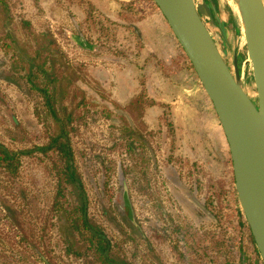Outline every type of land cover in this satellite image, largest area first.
Returning a JSON list of instances; mask_svg holds the SVG:
<instances>
[{
	"label": "rangeland",
	"instance_id": "1",
	"mask_svg": "<svg viewBox=\"0 0 264 264\" xmlns=\"http://www.w3.org/2000/svg\"><path fill=\"white\" fill-rule=\"evenodd\" d=\"M87 1L76 0L69 4L66 0H12V7L16 20H29L38 32H47L56 38L69 63L80 71V75L77 74L81 80L77 85L87 91L91 101L86 102L99 103L98 108L89 104L90 113L76 117L66 129L79 179L89 196L92 223L103 227L114 245L112 251L117 252L116 258L128 264H225L230 258V248L233 249L229 238L240 239L242 234L246 251L252 256L253 248L247 244L248 230L246 226L240 227V223L246 220L239 212L231 154L219 119L216 133L207 117V107L197 95L194 94V100L191 94L188 101H180L183 87L173 81L168 84L162 78L167 71L181 76V61L171 55L170 63H166L162 59L163 52L158 54L160 56L150 55L144 51L146 45L135 35L132 25L144 19L140 16L149 2L158 16L162 15L161 12L152 0H133L135 5L124 7L121 13L116 8H107L105 0H92L102 13L92 18L91 26L89 19L85 20V15L91 12L84 9L85 6L88 8ZM195 1L196 4L206 1L216 4L218 26L211 25L216 39L227 46L230 65L233 66L234 58H238L247 91L252 97L256 96L236 5L232 0ZM148 22L153 25L148 29L154 30L153 20L148 19ZM66 30L83 34L82 38L93 45L92 51L71 41ZM163 41L160 33L155 42L160 45ZM165 53L169 58L166 49ZM183 53L180 47L181 57ZM1 58L7 61L5 51L0 48ZM2 69L5 67L0 71ZM192 72L197 87L188 88H199L201 94L206 95L194 70ZM103 80L109 82V89L101 88L98 82ZM133 97L136 100L144 98L140 108L145 105L141 111L147 115L145 136L153 144L156 156L151 165L143 163L138 169L136 155L128 147L132 139L125 135L130 128L143 132L140 123L130 124L131 116L138 119L136 114H141L133 104L129 107L131 102L134 103L130 101ZM76 102L84 107L85 101H75L73 105ZM122 115L127 120H123ZM48 122L35 96L0 77V143L13 152H31L19 156L17 176H13V171L0 168V264H91V259L94 264H102L92 256V250L82 246L88 238L84 232L78 235V239H84L80 242L82 249L75 248L82 256L69 255L66 251L59 227L60 217L53 212L62 161L52 152L45 154L36 150L49 144L51 130L47 127ZM53 128L56 130L55 125ZM210 148L214 151L213 157L209 154ZM144 154L143 160L150 156L147 151ZM184 160L188 165L191 162L198 164L201 169V174H197L202 180V189L197 192L199 199L205 198L209 181L217 183L219 202L223 206L217 224L200 210L188 209L184 200L188 197L178 185L180 162ZM185 172L190 184L195 175H189V167ZM124 180L139 229L130 228L126 219L118 223L120 230L109 221V217L102 216L105 206H111L113 201L121 198L120 187L123 188L121 183ZM232 185L233 193L230 191L226 196L225 188L231 190ZM71 196L68 195L70 211L75 204ZM166 211L181 224L194 227L197 233L189 230L185 234L172 233L170 228L168 233L164 232L165 226L171 225ZM206 230L214 232L217 239L212 241L211 233H204ZM175 244L177 249L172 248ZM89 245L95 249L97 243H90L87 247ZM234 251L237 253L238 248ZM253 259L256 264H261L254 255ZM245 264L251 263L247 261Z\"/></svg>",
	"mask_w": 264,
	"mask_h": 264
},
{
	"label": "water",
	"instance_id": "2",
	"mask_svg": "<svg viewBox=\"0 0 264 264\" xmlns=\"http://www.w3.org/2000/svg\"><path fill=\"white\" fill-rule=\"evenodd\" d=\"M152 1L214 107L229 146L239 205L264 264V0H234L252 68L253 97L247 91L238 58L230 65L227 46L218 42L204 22L212 15L207 3Z\"/></svg>",
	"mask_w": 264,
	"mask_h": 264
},
{
	"label": "trees",
	"instance_id": "3",
	"mask_svg": "<svg viewBox=\"0 0 264 264\" xmlns=\"http://www.w3.org/2000/svg\"><path fill=\"white\" fill-rule=\"evenodd\" d=\"M11 2L12 0H0V48L5 51L7 56V61L0 59V68L5 67L0 71V77L35 96L39 109L45 112V119L49 120L47 123V127L51 130L48 138L49 144L37 150L45 154L59 152L58 159L66 165L61 170H58V166L55 167L58 170V176H61V178L59 179L53 212L57 211L60 217L59 227L68 254L82 256L75 251V248L78 247L81 250L84 246L87 248L86 250H92L94 252L92 256H96L95 258L101 261L102 264H110L104 255L100 253L102 248L100 240L96 241L97 245L94 249L92 245L87 247L90 243L94 244L93 239H91L92 242L89 240L90 243L85 239L82 246L80 242L84 239L82 237L78 239L80 228L85 227L84 189L81 185L76 184V170L70 165L74 159L73 152L69 136L66 133L67 127L72 124L76 117L81 118L82 114L90 113V108H87L89 104L98 108L99 103L86 102L91 101L87 91L77 85L78 81L81 80L78 77L80 71L69 63L66 53L62 51L57 41L51 37L52 35L47 32H38L29 21L16 20ZM186 60L189 68L193 70L187 57ZM140 99L142 97L137 100ZM75 101H85L83 103L84 107L77 102L73 105ZM133 104L140 105L141 101H134ZM129 110L131 111V109ZM37 115L39 116L40 113L37 112ZM54 125L56 130L53 128ZM17 157L16 153H10L0 144V168L11 173L13 171V176L18 171L12 165ZM13 168L15 169L13 170ZM65 178L66 181H63ZM69 187L71 189L67 192ZM68 195H72L71 199L75 202L72 205V211H70ZM77 210L81 213L79 217H77ZM239 212L244 217V214L241 211ZM130 225L134 228L132 223ZM240 225L241 228L246 226L248 230L247 244L250 248H253L252 256H249L246 251L245 236L242 234L240 239L236 237L229 238L233 249L230 248V258L225 264H245L247 261L256 264L253 255L263 264L246 221L240 223ZM235 248H238L237 253L234 251ZM90 263L94 264L93 259Z\"/></svg>",
	"mask_w": 264,
	"mask_h": 264
},
{
	"label": "flooded vegetation",
	"instance_id": "4",
	"mask_svg": "<svg viewBox=\"0 0 264 264\" xmlns=\"http://www.w3.org/2000/svg\"><path fill=\"white\" fill-rule=\"evenodd\" d=\"M66 1L69 4H74L76 2V0H66ZM36 2H37V0H36ZM87 2L89 4L88 7H91V9H90L91 12L85 15V20L88 21V19H89V25L93 26L92 23H91L92 18H95L96 16H99V13L101 12L102 9L100 7H98L96 5V3H93L92 0H89ZM205 3H207L210 6L212 15H211V17L207 16L208 17L207 19L204 18V22H205L206 26L208 27V29L210 30V32L212 34H214L215 32H214L213 28L211 27V25L214 24V25L218 26L217 6L212 1H206ZM11 5H12V2H11ZM134 5L135 4H134L133 0H132V2H129L128 4L120 3L119 7H120L121 10H119V11L121 13L123 11L124 7L128 8L129 6L131 7V6H134ZM85 7H84V9H87ZM106 17H108V16H106ZM109 19H111V18L109 17ZM24 20H26V19H24ZM26 21H29V20H26ZM113 21H116V20L113 19ZM29 22L31 23V21H29ZM120 22H122V21H120ZM124 25H127V24L124 23ZM133 29H134L135 35L138 37V40L140 41V34L138 33V31H136V28H134V26H133ZM65 32H66V35L69 37V39L71 41H73L74 43H77L79 45V47H86L85 48L86 50L92 51L90 48H92L93 45L91 43H89L87 39L82 38L83 34H81V33L80 34L79 33L75 34V33L70 32L69 30H66ZM76 32H78V31L76 30ZM53 38L56 40L55 37H53ZM82 39L86 42L87 45L84 44ZM3 80L6 81L5 79H3ZM98 83L100 84L101 88H103L105 90L109 89L108 88L109 87V82H107L106 80H103V82H98ZM141 96L144 97L143 95H141ZM136 97H138V96H136ZM136 97H133L130 101H133V102L134 101H144V98H145L144 97L143 99L136 100L135 99ZM131 104H133V103L131 102L129 107L132 106ZM133 108H136L137 111L139 109L140 113H141V111H143V109L145 108V105H143V107L140 108V105H134L133 104ZM136 115H137L136 117H138V119L134 117L135 115L133 117L131 116L130 124L135 125V122L136 123L137 122L140 123V125H141V127L143 129V132H138L137 130H134V129L130 128L125 133V135L127 137L129 136V138L132 139L131 142L129 143L128 147H129V151H133L134 154L136 155V158H137L136 160H138V161H136V166H137V169H138L139 168L138 166L143 165V163L151 165L152 162H155L156 156H155V151L153 149V144H151L149 139L147 138V136H145L147 134V128H146L147 125H146V121H145V118L147 117V115L144 114V113L136 114ZM121 117H122L123 120H127V119L124 118V115H122ZM120 130L123 131V128L120 129ZM4 147L10 153H13V154L16 153L18 155L17 160L15 161L16 163L15 162L12 163V165H14L17 169L20 166L19 156L31 153V152L26 151V150L25 151H21V152H16V151L13 152L8 147H6V146H4ZM37 149L38 148H36V150ZM137 150H138V152H137ZM140 150H141V153H140ZM144 151L149 152L150 156L148 158H146V159L144 158V160H143V157H145ZM72 152H73V149H72ZM22 153H25V154H22ZM53 153L55 155H57L56 157L58 158L59 152H53ZM209 154L212 155V157H213L214 151L211 148H210ZM73 158H74L73 162L71 161L70 165H72L73 168L76 170V174H77L76 184L81 185L83 187V185H82V183H81V181L79 179V172H78V170H77V168L75 166L74 153H73ZM61 163H62L61 164L62 168H64L66 165L64 164V162H61ZM187 167H189V175L190 176L191 175L192 176L195 175L194 176V180L193 181H189L190 184L187 181V173L185 172V169ZM14 169L15 168H13V170ZM125 169L127 170V167ZM232 171H233V165H232ZM178 172H179L178 173L179 179L177 178L178 179V185H179L180 188L183 189L185 195L188 197L186 199L184 198L186 204L188 205V209H191L193 212H196L197 210H200L202 213L207 215V217L209 219H212V220L214 219L215 223L217 224L219 216L223 214V208H222L223 206H221V204L219 202L218 185H217V183L213 182V181H209L208 182V191H207V193L205 195V198L199 199L198 196H197V192L201 191V189H202V180H201V177H199L197 175V174H201V169L198 168V164L195 165V164H193L191 162L188 165V161L184 160L183 162H180V167H179V171ZM136 173L138 174L139 170H137ZM147 174H148V172H147ZM15 175L17 176L18 173L15 174ZM60 178H61V176L58 178V184L60 182V180H59ZM233 178H234V172H233ZM63 181H66V178L63 179ZM121 184L123 185V188L120 187L121 188V198L118 199L119 201H117V200L113 201L111 206H108V207L105 206L102 216L106 215V217H109V221L111 223L115 224V226L118 227L120 230H122V228L120 227V225L118 223H122V221H124L126 219L128 220V222H130V223H132L134 225V229H139L140 227L137 225V223L135 221V217H134V215L132 213V210H131V205H130V200H129V195H128V190L129 189H127L128 187L124 186V185H127L126 180H124ZM234 185H235V179H234ZM234 185H232V188H230L231 190H228L229 189L228 187H227L228 189L223 187L227 191V193L225 194L226 196L230 195V191L233 193ZM194 186H195V188H194ZM85 192L86 191H84V197H83L84 198V202H85V207H84V223H85V227L80 228L81 231H79V233L80 234H84L85 233L87 235V237H88L87 240L89 239L91 241V239H93L94 242L99 241V240L101 241L100 242V246L102 247L101 248V253L104 255V257L106 258L108 263H110V264H128V262H126L125 260L123 261V259L121 260L119 258H116L117 252L116 251H112L114 245H113L111 239L109 237H107V235L105 234V231H103V227L95 225V224L92 223L91 215H90V212H89V202H90L89 201V196ZM8 209L11 212L15 211V209H12V208H8ZM114 211H115V213H114ZM54 212L57 213V211H54ZM166 214L170 218L171 225L169 224L168 226H165L167 231L164 229V232L168 233L169 228H170L172 233H175L177 231V232H181V233L185 234V233H188L187 230H189L190 233H193V232L197 233V231L194 229V227L192 229L186 223L181 224L180 221H177L171 212L166 211ZM166 214H164V215L166 216ZM130 223H129V226H130V228L133 229V227L130 225ZM209 230L204 231V233H208V234L211 233V235H212L211 236L212 237L211 240L214 241V239H217V235H215L214 232H209ZM211 230H213V228ZM79 233H78V235H80ZM190 235H192V234H190ZM23 244L27 247V245L25 243H23ZM36 246H37V243H36ZM176 247H177V245L175 244L172 248L177 249ZM113 254H115V255L113 256ZM72 260H74L73 257H72Z\"/></svg>",
	"mask_w": 264,
	"mask_h": 264
},
{
	"label": "crops",
	"instance_id": "5",
	"mask_svg": "<svg viewBox=\"0 0 264 264\" xmlns=\"http://www.w3.org/2000/svg\"><path fill=\"white\" fill-rule=\"evenodd\" d=\"M106 4L108 5L107 8H112L113 10H121L119 5L120 3H126L132 2V0H105ZM108 1V3H107ZM117 3V4H116ZM87 9H91V7H88ZM104 11V10H103ZM137 11V10H136ZM105 12V11H104ZM144 13L141 14L140 17L144 18L138 23H133L134 28H136V31L140 34V41L146 45L145 52L150 53V55H158L159 53L163 52L162 59L166 63H170V57L171 55L174 56L175 59L180 60V64L182 66V74L179 76L174 71H167V73H163L162 81L167 80L168 84L169 82L173 81L172 83L180 84L183 88L181 90L183 94V98L180 101H188L190 99L191 94H193L192 99H195V95H197L198 100L202 101L203 105L207 107V117L210 119V125L212 128H214L215 132H218L219 128V122L216 117V114L214 112L213 106L211 107V102L209 101L208 97L206 95L201 94V89L196 88V82H194V73L189 68V66L185 65L187 63L186 56L183 53V57L180 56V47L177 39L175 38L174 34L172 33L168 23L165 21V18L161 16H158L156 14L155 9L151 6L150 2L146 6V10L143 11ZM112 20L114 18L110 17ZM148 19L153 20L154 23V30L148 29L152 22H148ZM115 20V19H114ZM120 22V21H119ZM124 24V23H123ZM153 31V32H152ZM153 33V34H152ZM160 33L162 34L163 43L159 45L160 42H155L156 37H159ZM156 36V37H155ZM148 40H150L148 44ZM146 42V43H145ZM156 43V44H155ZM166 51L169 53V58L166 57ZM176 55H179L180 57L177 58ZM182 58V59H181ZM193 75H192V73ZM107 79V78H106ZM194 82V85H193ZM185 86V87H184ZM189 86H196L192 90L188 88Z\"/></svg>",
	"mask_w": 264,
	"mask_h": 264
},
{
	"label": "bare ground",
	"instance_id": "6",
	"mask_svg": "<svg viewBox=\"0 0 264 264\" xmlns=\"http://www.w3.org/2000/svg\"><path fill=\"white\" fill-rule=\"evenodd\" d=\"M233 2H234V0H232ZM234 4L236 5V3L234 2ZM236 7H237V5H236ZM237 9H238V7H237ZM238 12H239V10H238ZM241 21V20H240ZM243 35H244V31H243Z\"/></svg>",
	"mask_w": 264,
	"mask_h": 264
}]
</instances>
